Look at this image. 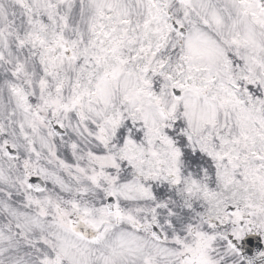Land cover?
<instances>
[{
	"label": "snow or ice",
	"instance_id": "1",
	"mask_svg": "<svg viewBox=\"0 0 264 264\" xmlns=\"http://www.w3.org/2000/svg\"><path fill=\"white\" fill-rule=\"evenodd\" d=\"M0 264H264V0H0Z\"/></svg>",
	"mask_w": 264,
	"mask_h": 264
}]
</instances>
